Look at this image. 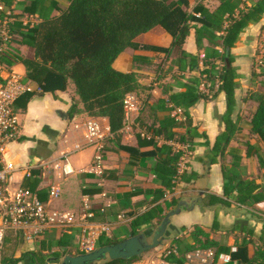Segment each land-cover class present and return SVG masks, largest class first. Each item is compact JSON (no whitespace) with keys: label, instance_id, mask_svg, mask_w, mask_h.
Masks as SVG:
<instances>
[{"label":"crops","instance_id":"1","mask_svg":"<svg viewBox=\"0 0 264 264\" xmlns=\"http://www.w3.org/2000/svg\"><path fill=\"white\" fill-rule=\"evenodd\" d=\"M70 1L13 0L11 7L7 9L0 0V6L11 10L17 17L33 15L40 22L42 18L58 16L69 6ZM173 1H177L179 6L163 23L135 38L131 46L113 62L112 66L116 71L133 73L137 78L138 88L132 94L143 104V109L132 114L129 122H124L123 129L117 134L109 133V137L105 139L104 173L101 178L89 173L94 149L85 148L79 152L73 150L75 146L86 144L85 122L93 119L103 129L109 130L108 121L105 118L89 117L82 112L69 119L68 111L73 103L78 110L82 109L70 81L63 91L41 90V93L32 97L25 110H18L20 136L7 146L6 157L23 166L51 161L61 154L70 153L68 161L72 174L64 177L53 170H34L33 173L38 172L36 176L42 182L57 186L60 190L57 199L48 201L50 208L80 212L83 202L88 201L95 215L91 221L109 225V232L98 239L97 248L100 247L101 240H123L130 237L133 222L149 208L157 206V216L150 223L141 225L138 231L145 233L150 239L163 218L176 211V207L171 206V200H177L184 194L200 199L208 195L222 198L226 200V206L201 208L195 205L189 211L172 214L168 220L164 242L157 250L161 251L164 246L176 247L175 244H180L181 249H184V245L193 246L191 234L197 228L210 241L230 250V253H219L220 255H236L227 264H248L264 249V142L252 133L251 123L258 107L253 97L256 93L264 95V75L257 74L263 67L256 63L257 48L264 33V13L257 22L248 25L240 33L231 49L232 67L237 77L230 109L224 92L218 93L213 100L200 99L187 109L191 127L195 128L194 135L190 138L191 143L188 142L191 148L185 173L189 180L177 182L172 191H165L163 199L150 204L152 197H146L143 192L156 188L159 184L149 173L156 152L150 145H139V141L145 139L141 133L145 131L150 136L163 120L173 117L167 107L168 98L186 93L194 82L192 79L199 77L198 71H190L189 56L198 57L199 68L203 69V51L196 45V23L187 22L191 29L184 40L177 42L174 36L185 16L199 18L196 17L199 15L195 10L196 6L201 5L210 12L219 6L218 0ZM256 1L242 0L241 7L249 8ZM23 31L25 29L20 22L11 24L9 53L18 59L32 58V50L21 43L20 32ZM203 46L213 48L206 40L203 41ZM13 70L25 76L22 64L15 63ZM202 83L203 81L198 85L199 92H203ZM179 109L183 111V116L177 121L183 124L185 110L181 107ZM225 117L229 120L233 137L226 146L217 145L218 138L226 130ZM173 130L182 135L186 132L185 126ZM152 140L158 147L166 144L175 149L164 135L154 136ZM227 178L232 179V182ZM23 180V174L16 172L11 188L20 187ZM238 180L249 183L246 194L250 191L251 195L243 204L237 203L235 199L239 196V189L235 186ZM91 191L98 193H85ZM119 215L123 218L118 219ZM79 235L78 229L72 230L70 234L50 229L37 240L25 241L10 232L4 240L1 264L3 260L5 264H61L65 257L62 252L66 249L75 250L73 245ZM66 242L70 243L67 248L63 247ZM11 243L20 246L16 250L15 246L10 247L12 252L6 249ZM208 249L216 253L215 248ZM5 250L8 255L15 250V256H5ZM194 250L197 249L192 251ZM192 251L184 254V262L186 255ZM178 252L177 249V256ZM145 259L132 264H141Z\"/></svg>","mask_w":264,"mask_h":264},{"label":"trees","instance_id":"2","mask_svg":"<svg viewBox=\"0 0 264 264\" xmlns=\"http://www.w3.org/2000/svg\"><path fill=\"white\" fill-rule=\"evenodd\" d=\"M1 1L7 9L13 2V0ZM218 1L219 6L213 12L201 5L196 6L195 10L199 18L185 16L174 36L177 42L184 40L191 29L187 22L196 23V45L203 51V69L199 68L198 57L189 56L190 71H198L199 77L192 79L194 82L186 93L171 96L166 102L169 112L172 111L170 106L185 110L183 124L174 117L166 118L157 130L152 131V138L139 141L140 146L150 145L156 152L155 161L149 167V173L159 181V184L156 188L143 192L146 197H152L150 204H156L163 199L165 191H172L177 182L189 180L185 172L181 175L177 173L180 153L166 144L158 147L152 139L154 136L164 135L170 142L191 143L190 138L193 137L195 128L191 127L187 109L200 99L213 100L218 93L224 92L230 109L237 77L232 67L231 49L240 33L248 25L257 22L264 13V0H257L249 8L241 7L242 0ZM178 6L179 3L173 0H71L69 6L58 16L42 18L35 27L20 32L21 43L32 50V58L18 59L6 52L2 54V61L8 66H13L15 63L22 64L25 68V81L34 84L42 92L63 91L70 81L82 104V109L78 110L73 103L68 111L69 119L79 112L89 117L105 118L108 121L109 132L117 134L124 126V99L126 95L137 90L138 84L133 73L116 71L112 66L113 62L119 54L131 46L135 38L161 25ZM204 40L212 44L213 48L203 46ZM177 42L173 43V46ZM183 56L186 57V54L183 53ZM261 66L262 70L257 73L259 76L264 75V63ZM253 73L256 76L254 71ZM200 78L201 82L209 84V94L198 91V85L201 84ZM216 81L220 85L214 91ZM34 95L36 94L29 92L19 97L15 103V109L25 110ZM253 98L258 103V107L251 120L252 133L264 142V95L256 93ZM224 121L226 130L218 138L217 145L226 146L233 136L227 117ZM182 126L186 128L184 135L173 130ZM37 173H33L30 178H25L21 187L34 192L41 202L46 203L50 183L42 182L36 176ZM227 179L232 182V179ZM248 184L242 180L235 183L239 189V196L235 198L237 203H245L251 195L250 191L246 194ZM85 193L94 194L98 191ZM195 205L202 208L214 205L226 206L227 203L226 200L211 195L200 199L184 194L177 200H171V206L176 207V213L189 211ZM156 207L147 209L137 217L132 224L131 236L138 234V228L141 225L150 223L157 216ZM191 236L193 246L184 245V249H181L180 244H175L179 256L169 254L165 260L184 264V254L193 249L215 248L217 254L230 253L228 248L210 241L197 228ZM121 240L104 239L99 246L116 244ZM69 244L66 242L63 247L67 248ZM63 255H72V253L65 250ZM234 258L236 255L231 254L230 259ZM138 260L140 259L131 258L107 261L103 264H132ZM3 264H5L4 260ZM248 264H264V249L260 250Z\"/></svg>","mask_w":264,"mask_h":264},{"label":"built area","instance_id":"3","mask_svg":"<svg viewBox=\"0 0 264 264\" xmlns=\"http://www.w3.org/2000/svg\"><path fill=\"white\" fill-rule=\"evenodd\" d=\"M198 18L199 15H196ZM20 22L27 30L35 27L39 22L33 15L15 16L11 10L0 6V264L4 240L8 233L19 235L25 241H34L46 234L50 229H58L62 234H70L72 230L80 231L79 238L73 245L77 254H87L97 248V241L110 230L107 224H96L91 220L95 215L88 201H84L80 212L61 211L52 209L49 203L41 202L37 195L29 189L21 186L11 188V182L16 172H21L25 178H30L34 170H53L61 176L72 174L68 156L70 153L61 154L51 161L35 162L27 165H17L6 157L7 146L16 141L20 136V123L18 110L15 103L25 93H41V89L34 84L25 81L24 76L15 72L13 66H8L2 61V54L8 52L11 40L10 26L14 22ZM264 33L257 48V65L264 63ZM220 85L216 81L215 90ZM203 92L209 94V84L202 83ZM172 108L171 115L179 120L183 111L179 108ZM143 104L137 101L134 94L126 95L124 99V122H129L132 114L139 113ZM84 139L86 144L75 146L73 152H79L85 148H93L94 154L90 164L89 173L101 178L104 173V141L109 137V130L103 129L100 124L90 119L84 124ZM141 136L145 139L150 137L146 132ZM152 137V136H151ZM150 137V138H151ZM175 151L180 153L177 164V173L185 172L187 159L190 155L189 143H174ZM60 190L57 186H50L48 189V201L57 199ZM122 219L123 216H117ZM173 254L177 256L176 247L164 246L158 257L145 259L141 264H175L168 262L165 258ZM230 256L216 254L213 250H194L186 255L184 264H227Z\"/></svg>","mask_w":264,"mask_h":264},{"label":"water","instance_id":"4","mask_svg":"<svg viewBox=\"0 0 264 264\" xmlns=\"http://www.w3.org/2000/svg\"><path fill=\"white\" fill-rule=\"evenodd\" d=\"M175 213L176 211H173L163 218L150 239L141 232L116 244L98 247L87 254L66 255L61 264H103L107 261L141 258L146 252L161 246L164 242L169 217Z\"/></svg>","mask_w":264,"mask_h":264},{"label":"rangeland","instance_id":"5","mask_svg":"<svg viewBox=\"0 0 264 264\" xmlns=\"http://www.w3.org/2000/svg\"><path fill=\"white\" fill-rule=\"evenodd\" d=\"M263 52H264V47H263V50H262ZM47 176V175H46ZM126 236H128L127 235V233H126ZM12 246H15V250L20 246L19 244H17V243H15V244H13V243H11L10 244V246H9V248L7 247L6 249L7 250H12L10 247H12ZM15 250H14V253H12V254H10V255H8L9 253L5 250V256H10V257H14L15 256ZM66 250H69V249H66ZM65 251V250H64ZM64 251L62 252V254H64ZM71 253H76V251L75 250H73V249H71V250H69ZM12 252H13V250H12ZM159 254H160V251L159 250H157V248L156 249H153V250H151V251H148V252H146L145 254H143L142 256H141V258H139L140 260H142V259H150V258H156V257H158L159 256ZM72 255H78V254H72Z\"/></svg>","mask_w":264,"mask_h":264}]
</instances>
